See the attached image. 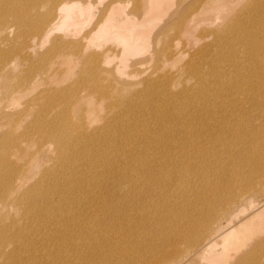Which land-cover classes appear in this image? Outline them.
<instances>
[{"label":"rangeland","instance_id":"374dc122","mask_svg":"<svg viewBox=\"0 0 264 264\" xmlns=\"http://www.w3.org/2000/svg\"><path fill=\"white\" fill-rule=\"evenodd\" d=\"M119 1L126 4L128 12H141V0ZM108 2H95L97 17ZM173 2L163 16L166 19L162 21V18L151 32L148 48L152 47L138 57L122 62L118 46L107 44L98 48L87 45L85 37L89 26L75 37L55 32L44 47L35 40L32 58L39 66V79L31 89H24L23 94L16 96L20 107L3 94L4 89L12 86V76L0 79V115H4L0 119V183L5 185L4 189L8 187L6 182L13 185L11 190H5L6 197L0 196V264H10V260L12 264H32L27 258L30 255L27 251L31 248L32 255L37 256L33 264H74L72 257L76 255L72 253V246H84L90 237H98L96 245L117 243L127 247L131 235L119 229L124 218L140 228L136 240L143 246L152 243L162 246L155 237L165 235L168 227L175 226L180 216H184L182 224L192 226L189 231L193 236L203 241L208 236L216 238L228 227L236 229V224L251 213L264 212V185L261 184L264 177L253 168L257 154V159L264 160L263 96L251 105L237 93L226 94L222 98V106L215 109L214 114L228 123L226 129L235 130L229 131L230 140L225 136L215 141L205 131L202 139L193 135L200 124L195 123L192 117L196 110H192L191 104L187 111L185 108H158L164 119L161 125L156 123L162 120L158 113L143 117L139 95L128 97L119 94V90L138 91L146 82L158 77L180 76L192 82L189 63L197 62L207 69L203 50H214L215 38L222 29L237 19L240 22L246 20V24L258 21L261 25L264 22V15L259 16L255 11L264 7V0H230L231 4L229 0ZM211 6L216 8L208 9ZM218 12L220 19L216 23L208 26L202 22L197 29L190 28L191 39L182 33L188 18L208 15L214 19ZM187 39L191 40L188 44ZM192 42H197L195 47L190 46ZM107 48H110L108 52ZM102 52H107L108 57L104 58ZM97 59L99 63H96ZM93 66L99 67L98 75L105 78V83L111 84L109 97L98 98L92 90L82 87L84 90L80 93L83 92L84 99L80 100L79 91L72 93L69 85H74ZM43 69L45 71L41 72ZM252 74L246 77L247 80L257 92L264 94V67L259 66ZM69 95L72 96L68 98ZM118 99L122 103H116L114 107L107 105L108 100L118 102ZM72 102L75 103L72 105ZM65 114L68 118L64 124ZM15 119L17 122L10 124ZM186 125L189 130H186ZM43 128L53 130L59 141L72 140L74 135L69 156L63 161L58 157L60 151L55 143L41 134ZM14 137H18V147L14 146ZM39 138L45 142L40 147L36 144ZM144 155L148 157L151 173L140 181L143 176L130 177L129 171L131 163ZM88 161H93L94 166L85 173ZM191 161L193 168L184 179L182 169L185 167L182 166ZM170 173H176L171 182L166 181L165 176ZM125 179L129 189L120 187L127 185ZM146 183L153 195L150 202L138 195ZM251 187L255 191H249ZM246 189L249 190L246 192ZM30 190L37 196L36 202L40 201L37 209L49 213L47 196L51 191L49 198L55 201L54 211L62 206L68 210L64 216L56 213L60 219L53 223L52 228H35L33 225L39 220L26 217L25 196ZM205 202L209 205L205 212L189 215L191 208L205 205ZM143 203L147 207L139 213ZM136 221L144 222L145 226ZM25 228L31 232L26 234ZM236 233L239 234L229 238L225 245L240 242V232ZM18 243L22 247H18ZM189 245L184 244L185 247ZM221 246L217 241L208 251L219 252ZM185 247L184 250L187 249ZM14 248L22 250L15 256L12 255ZM240 249H233L238 256L226 258L230 264L240 260ZM45 251L48 257L42 253ZM208 251L192 247L189 255L177 264H216V260L210 261L214 258L209 257Z\"/></svg>","mask_w":264,"mask_h":264},{"label":"bare ground","instance_id":"6f19581e","mask_svg":"<svg viewBox=\"0 0 264 264\" xmlns=\"http://www.w3.org/2000/svg\"><path fill=\"white\" fill-rule=\"evenodd\" d=\"M103 1L105 0H95L94 2L91 0H0V79L11 75L14 81L11 87L3 90V94L6 95L7 99L18 104L16 96L23 94L24 89H31L34 83L39 79V66L33 62L32 58V53L33 56L35 53L36 39L41 46H43L55 32L75 37L86 27L90 26L88 34L85 37L87 45L98 48L104 47L107 44L118 46L120 50V60L124 62L130 57L135 58L140 56L147 49L152 47L148 48L150 46V36H152L151 32L174 3L173 0H141V12L137 14L128 12L125 3L119 0H109L106 7L101 9L102 14L100 15V12H98L97 17L96 13L98 10L95 2L100 4L103 3ZM215 8L216 6H211L208 9L212 10ZM255 11H258L257 14L259 16L264 15V7L257 8ZM240 16L241 15H239V17ZM165 19L164 17L162 21ZM218 19H220L219 12L214 19L208 15L190 17L187 19L182 33L188 35L187 38L191 39L190 28L197 29L196 27H199L197 25L202 22H206V25L213 24L216 23ZM246 22V20L241 22L239 19H237V21L233 20L232 24L222 29L223 31L217 34L218 37L215 38L217 42L214 50L210 52H208V49L203 50L207 69L198 65L197 62L189 63L188 72L192 75V82L180 76H174L172 78L158 77L152 78L146 82V84L143 85L144 87L142 86L143 88L138 91L119 90V94L121 96L125 94L128 97L139 95L141 103H143V117L150 116L154 112L158 113V108L162 106L167 108V110H171V108L183 110L185 108L184 111H187L188 105L191 104V106L194 107L192 110H196V113L193 114L192 117L194 116L195 123L200 124V128L194 130L196 135L193 132L195 137L202 139L205 135L203 133L208 132L215 141L225 136L226 139L230 140L229 131L235 129H226L228 123L222 118L218 119V116L214 114V110L222 106V98L226 94L237 93L241 95L240 97L245 98L249 104L253 105L257 102V98L260 99L262 96L264 97V94L257 92L255 87L246 78L253 75L252 73H255L259 66L264 67V22L261 25L258 21H251L247 24ZM192 32L194 33V30ZM206 39L207 38H204L203 40ZM194 40H197V38ZM203 40L199 41L198 39L199 42ZM189 41L191 40H188L187 44ZM197 42H192L194 46H190L195 47ZM75 49L77 50L76 47ZM109 50L110 48H107L106 51L108 52ZM107 52L101 53L104 58L108 57ZM67 56L68 54H66L65 57ZM241 57H243V59H241ZM145 59H147V57ZM68 60L69 58H67V61ZM36 63L38 64L40 61ZM96 63H99L98 59ZM40 67L42 68L43 66ZM44 71L45 69L41 72ZM98 72L99 67L93 66L87 71V74L81 76L74 85H69V90H71L72 93H77L79 91L80 100L84 99L82 95L83 92L80 93L84 90L82 87L92 90V93H95L98 98H108L110 92L109 86L111 88L112 86L108 84V80L106 81L107 83H105V78H101ZM136 77L137 76H135V78ZM258 94L260 96H257ZM71 96L72 95H69L68 98ZM129 99L126 101H129ZM261 100L264 104V99L262 98ZM73 103L75 102H72V105ZM77 103H79V101H77ZM116 103L120 104L122 101H120V99H118V102L107 101L109 107H114ZM18 107H20L19 104ZM191 111L187 113H193ZM146 112H148V114L144 115ZM158 114H160L162 120H158L156 123L162 125L164 119L161 113ZM3 118L4 115L1 114L0 119ZM67 118L65 114L63 118L64 124L67 122ZM14 122H17V119L11 121L10 124H14ZM217 122H219L218 125H216ZM186 130H189L187 125ZM41 134H43L47 140L50 139L49 141L55 143L59 148L60 153H58V157L61 161L69 156L70 148L72 143H74V135L72 136V140L62 139V141H59L56 139L53 130L50 131L48 128L41 129ZM82 134H85V132ZM17 138L18 137H14L13 139L14 146L16 147L20 144ZM44 143L45 142L40 138L36 140V144L39 147ZM63 147L66 148V152H64ZM258 156L259 154H257L254 159L253 168L264 177V160L257 159ZM170 157L172 158L171 154ZM251 164H249V167ZM93 166L94 162L88 161L85 173L89 172ZM182 167H185L182 170L184 172V179H186L193 168V161ZM135 169L140 171H136ZM129 172L130 177L136 175L143 176L140 181L144 180V178L151 173V165H149L148 157L144 155L139 161L131 163V171ZM175 174L176 173H170L169 175L165 174L166 181L169 180V182H171ZM166 181L165 184H167ZM124 183L127 185H121L120 187L129 189L127 179L124 180ZM261 184L264 185V180ZM6 185L8 187L4 189L5 185L0 183V196L6 197L7 189L9 191L13 186L8 185L7 182ZM248 190L249 189H246V192ZM249 191H255V188L251 187ZM32 192L33 190H30L25 196L27 202V209H25L26 217L29 220H39L34 223L33 227L35 228H41L43 226L52 228L53 223L60 219L57 217L56 213L60 212L64 216L68 210L62 206L59 210L54 211L55 201L49 198L51 191H49L47 196V208L49 213L37 209V203H40V201L36 202L35 197L37 196L33 195ZM138 195L144 199H148L149 202L150 199H153V195L147 188V183L144 185L143 189L139 191ZM241 199H243V197ZM146 207L147 205L143 203L138 212L142 213ZM208 207V203L205 202V205L191 208L189 215L203 213ZM239 211H243V209ZM262 217H264V212L262 210L258 211L255 215L251 213L248 217H245V219L236 224V229L228 227L220 235L216 236V238L208 236L205 237L203 241H198L197 237L193 236V232L189 231V229H192V226L182 224L184 216H180L177 224L168 227V232L165 235H157L155 237L156 241L162 242V246L153 245V243L143 246L141 242L136 240L138 233L141 231L140 228L135 227L132 222L124 218L119 229L131 235V241L127 247H121L117 243H110L108 246L96 245L98 237H90L88 244L84 246L81 244L72 246L74 251L72 253L76 255L72 257V259L74 264H177L189 255L188 251L192 247L208 251L209 248L216 245L218 241L222 244L220 251H208L209 257L214 258L210 260L211 262L216 260V264H230L229 260L226 258L228 257L230 259L231 257H235L237 253H235L233 249L240 247V252H242L241 257L235 264H264V222H262ZM173 222L175 223V220ZM259 222H262V224L256 228L255 224ZM136 223L145 226L144 222L136 221ZM236 231L240 232V242L225 245L229 238L239 234L236 233ZM24 232L27 234L31 232V229L25 228ZM213 241L214 243H212ZM186 243L190 244L189 247L184 246ZM18 247L22 246L18 243ZM184 247L187 249L184 250ZM31 249L29 252L27 251V253L30 254L27 258H29L33 264L37 256L32 255ZM21 250L22 248H14L12 250V255L16 256ZM42 253L48 257L46 251ZM43 261H46V258ZM9 263L12 264V260H10Z\"/></svg>","mask_w":264,"mask_h":264}]
</instances>
